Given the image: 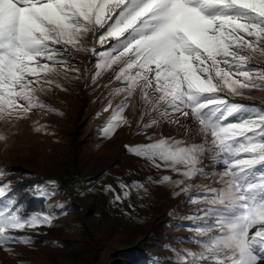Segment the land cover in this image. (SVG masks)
<instances>
[{
  "label": "snow or ice",
  "instance_id": "obj_1",
  "mask_svg": "<svg viewBox=\"0 0 264 264\" xmlns=\"http://www.w3.org/2000/svg\"><path fill=\"white\" fill-rule=\"evenodd\" d=\"M73 52L96 57L93 83L109 70L119 82L109 95L124 98L101 126L103 138L130 126L123 113L137 93L135 135L168 123L201 138L190 143L148 136L150 143L125 145L130 154L179 177L163 175L150 183L201 205L187 217L199 221V238H189L197 249L177 253L175 264H264V107L231 100L252 99L245 90L264 91V0H0V122L28 119L34 110L55 112L40 94L79 73L71 66ZM110 108L111 101L103 111ZM7 139L0 131V142ZM5 175L0 170V178ZM209 176L220 186L191 195L194 186L186 181ZM48 183L35 186L34 194L47 199L56 193V182ZM10 185L0 182V249L9 254L10 244L33 242L16 233L54 221L52 213H22ZM118 187L120 192L105 188L114 203L147 192L138 181L118 179Z\"/></svg>",
  "mask_w": 264,
  "mask_h": 264
},
{
  "label": "rangeland",
  "instance_id": "obj_2",
  "mask_svg": "<svg viewBox=\"0 0 264 264\" xmlns=\"http://www.w3.org/2000/svg\"><path fill=\"white\" fill-rule=\"evenodd\" d=\"M70 60L79 73L70 72L67 79H59L62 88L53 85L40 94L55 112L34 110L28 119L0 122V131L8 136L6 143L0 142V170L6 173L0 182L26 181L41 188L51 187L50 180L57 182L56 193L46 199L42 211L54 215L53 225L24 231L34 242L10 244L11 254L0 249V264H141L146 259L175 264L177 253L197 249L189 238H199L194 232L199 221L187 217L198 214L201 205L185 203L184 193L173 196L171 187L150 183L149 178L155 181L163 175L179 177L130 154L125 145L150 143L148 136L190 143H199L201 138L189 137L178 125L168 123L153 126L146 135H135L141 115L139 93L123 113L130 126L123 125L111 138H103L101 126L124 98L123 94L109 95L119 82L109 70L93 83L96 57L90 53L73 52ZM77 75L78 79L73 78ZM245 91L252 99L233 98L264 104V91ZM110 101L112 108L103 111ZM103 102L98 108L102 109L95 110ZM148 119L145 114L144 121ZM39 125H45L46 131H35ZM17 165L23 170L13 168ZM205 165L206 171L212 170L207 161ZM118 179L125 184L144 183L147 192H133L123 202L114 203L113 193L105 188L111 185L120 192ZM186 184L194 186L193 196L206 185L220 186L212 176ZM124 253L130 258L122 259Z\"/></svg>",
  "mask_w": 264,
  "mask_h": 264
},
{
  "label": "trees",
  "instance_id": "obj_3",
  "mask_svg": "<svg viewBox=\"0 0 264 264\" xmlns=\"http://www.w3.org/2000/svg\"><path fill=\"white\" fill-rule=\"evenodd\" d=\"M111 98V97H109ZM115 100V98L111 99ZM232 102L234 103H243L246 105H254L257 107H264V104L260 102H254V101H245L243 99L233 98L231 97ZM105 102L100 103L95 110H101L102 108L98 109L101 105H103ZM95 115V111H94ZM89 120V118H87ZM16 170H23L22 166H14ZM54 181V180H50ZM26 181H20L16 184L10 185L14 189L15 197L19 202V210L24 214H32L37 212H42L44 210V204L46 199L41 198L39 196H36L34 194V187L37 186V184L32 185L31 183H25ZM56 182V181H55ZM57 183V182H56ZM41 188V187H40ZM18 236H28L24 232L16 233ZM33 241V239H32ZM34 242V241H33ZM175 242V241H174ZM122 259L124 258H130V256L127 255V253H124L122 255ZM159 261L157 259H146L141 264H159Z\"/></svg>",
  "mask_w": 264,
  "mask_h": 264
}]
</instances>
